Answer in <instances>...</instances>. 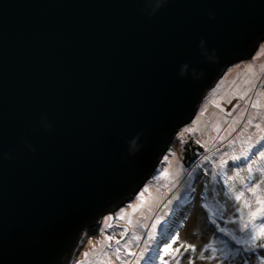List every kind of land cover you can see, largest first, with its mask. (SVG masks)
<instances>
[{"label":"water","instance_id":"water-1","mask_svg":"<svg viewBox=\"0 0 264 264\" xmlns=\"http://www.w3.org/2000/svg\"><path fill=\"white\" fill-rule=\"evenodd\" d=\"M263 41L264 0H0V264H74Z\"/></svg>","mask_w":264,"mask_h":264},{"label":"rangeland","instance_id":"rangeland-1","mask_svg":"<svg viewBox=\"0 0 264 264\" xmlns=\"http://www.w3.org/2000/svg\"><path fill=\"white\" fill-rule=\"evenodd\" d=\"M256 101L259 106L254 108ZM189 139L203 152L185 169L181 151L183 143ZM262 181L264 41L251 59L228 67L207 91L195 117L179 130L155 174L131 202L100 219L97 231L84 238L74 264H144L141 252L152 256L149 264H164V261L175 264L176 259H180L181 264H189V261L219 264V259H223L224 240L232 249L225 264H243L248 254L237 253L239 246L219 232V228L234 231L238 236L246 235L237 231L238 223L231 221L239 222L241 215L247 220L250 209L244 206L245 201L255 210L257 197L264 198ZM257 184L260 187L255 193L249 191ZM240 193L244 195L237 201L235 197ZM158 218L160 222L153 230L152 225ZM124 229L128 230L127 234L121 235ZM149 232H152L151 240L147 239ZM108 235H113L114 239L102 245L100 241ZM137 235L141 237L139 241L134 239ZM177 237L173 249L191 244L195 250L182 248L179 254L171 250L165 254L163 248ZM117 239L121 248L118 255L114 251ZM85 252L89 253L87 257ZM251 264L259 262L251 258Z\"/></svg>","mask_w":264,"mask_h":264},{"label":"snow or ice","instance_id":"snow-or-ice-1","mask_svg":"<svg viewBox=\"0 0 264 264\" xmlns=\"http://www.w3.org/2000/svg\"><path fill=\"white\" fill-rule=\"evenodd\" d=\"M252 106L254 108L258 107L259 101H256L255 103H253ZM248 123L251 124L252 121L249 120ZM256 127L259 128L260 125L257 124ZM166 174L167 173H165V175ZM262 183H264V181H262ZM259 187L260 185L257 184L256 187L249 189V191L255 193L256 189ZM141 195H143V193H141ZM243 195H244L243 193H240L239 195L235 197V199L239 201L242 199ZM169 203H171V201H169ZM256 203L258 206L255 208V210H251L252 205L249 204L247 201H245L244 206L250 209V211L248 212L247 220H245L243 215H241V217L239 218V222L231 221V223H238L237 231L241 233H245L246 235L238 236L236 235L234 231H226L223 227L219 228V232L231 238V240L234 241L235 244L239 246L236 248L237 253H240L241 251H243L248 254V257L243 260V264H251V258H255V260L258 261L259 264H264V198L257 197ZM204 207H207V204H205ZM237 211H240V209H237ZM213 215H215V213H213ZM121 218H123V216H121ZM108 219H112V217H108ZM159 222L160 221L158 218L156 223L152 225L153 230H155L156 224H158ZM127 231H128L127 229H124V232L121 233V235H126ZM113 239H114L113 235H108L105 237L104 240L100 241V243L103 245L105 241L111 242ZM134 239L139 241L141 237L137 235V236H134ZM147 239L148 240L152 239V232H149L147 234ZM178 239L179 237H177L176 240H173L167 247H164L163 252L165 254H168L171 250L179 254L182 248L185 250H188V249L195 250V246L191 244L186 245V246L181 244L179 247L173 249L172 244L177 243ZM115 243L118 246L115 248L114 251L118 255L121 252V248L119 247L120 240L117 239ZM222 244H223V249H222L223 259L214 257V259H219V264H225V262L228 260V257L232 254V249L229 247L228 241L224 240L222 241ZM107 247L110 248L111 244L108 243ZM125 247H127V245H125ZM146 247H149L147 245V242H146ZM150 252H151V248L149 247V253ZM104 254H107V252H105ZM84 255L85 257H87L89 253L85 252ZM131 255H135V253H131ZM140 255L143 258L144 264H149V261L152 258V256L150 254L145 255V253L143 252H141ZM81 264H84V262H81ZM125 264H127V262H125ZM164 264H168V262L164 261ZM175 264H181L180 259H176ZM189 264H193V262L189 261Z\"/></svg>","mask_w":264,"mask_h":264},{"label":"trees","instance_id":"trees-1","mask_svg":"<svg viewBox=\"0 0 264 264\" xmlns=\"http://www.w3.org/2000/svg\"><path fill=\"white\" fill-rule=\"evenodd\" d=\"M203 149L195 144L191 139L185 141L182 145L181 160L185 169L191 167L202 154Z\"/></svg>","mask_w":264,"mask_h":264},{"label":"clouds","instance_id":"clouds-1","mask_svg":"<svg viewBox=\"0 0 264 264\" xmlns=\"http://www.w3.org/2000/svg\"><path fill=\"white\" fill-rule=\"evenodd\" d=\"M213 18H214V17H213ZM137 138H138V137H137ZM129 143H131L133 146H135V139H134L133 141L129 142ZM32 151H35V149H32ZM6 158L11 159V156L9 155V156H7Z\"/></svg>","mask_w":264,"mask_h":264}]
</instances>
